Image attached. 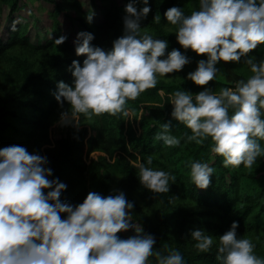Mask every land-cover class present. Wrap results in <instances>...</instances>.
<instances>
[{"label":"clouds","instance_id":"1","mask_svg":"<svg viewBox=\"0 0 264 264\" xmlns=\"http://www.w3.org/2000/svg\"><path fill=\"white\" fill-rule=\"evenodd\" d=\"M138 4L143 6L138 8ZM150 11L149 0H129L124 34L108 50L91 43L92 33L77 34L76 53L86 58L83 66L73 60L71 85L63 80L57 84V101L70 105L61 112V126H78L81 116L126 114L129 100L191 62L177 48L166 54L167 39L142 31L141 21ZM164 16L175 26L176 38L185 50L207 54L187 74L195 84L208 85L216 79L220 61L243 59L250 66L252 75L236 81L234 88L223 87L218 92L204 88L196 94L177 89L169 100L172 117L191 130L184 134L185 142L201 144L211 138V152L223 157L225 167L251 168L264 156V57L250 55L264 44V0H199V9L190 15L172 6ZM154 20L160 21L161 16L156 14ZM65 39L60 36L55 43ZM161 127L156 140L169 147L181 144L170 131V122ZM48 164L47 156L30 153L25 146L0 148V264H151L150 257L156 258V264H185L179 249L168 248L167 254L154 249V235L144 233L143 228L136 227V234L128 238L118 235L133 227L130 210L134 203L122 191L108 196L91 191L82 203L62 202L67 184L49 178L53 169ZM151 164V155L146 164H138L140 183L156 194L169 192L176 176ZM190 165L193 184L207 188L214 168L200 160ZM238 226L233 221L219 236V264H264L253 242L238 237ZM191 239L201 252L214 244V235L201 229L193 230Z\"/></svg>","mask_w":264,"mask_h":264},{"label":"rangeland","instance_id":"2","mask_svg":"<svg viewBox=\"0 0 264 264\" xmlns=\"http://www.w3.org/2000/svg\"><path fill=\"white\" fill-rule=\"evenodd\" d=\"M14 1L0 0V91L3 92L7 89V93H9L4 97L2 103V120L5 123L6 131L21 128L25 119L34 117L38 110L44 107L46 102L44 95L48 92L46 84L38 83L35 93L29 98L27 104L12 99L11 95L17 92L14 87H19L17 84L13 85V80L10 79L15 67L34 74L54 62L58 57L63 61L77 60L75 43L77 34L81 31L88 32L85 30L84 22L88 27L94 28L96 23H106L110 18L111 21L107 28L110 33H113L114 40L117 39L119 35L124 34L125 5L129 2V0H17L18 5H12ZM142 6V4L137 5L138 8ZM13 7H15L14 10ZM151 12L147 19L141 21L142 31H147L156 36L158 30L155 25L158 24L167 33L176 36L175 26L168 24L162 12L159 14L161 16L160 21H155L156 15L154 16ZM89 15H92L91 22L88 20ZM60 36H65L66 39L57 45L55 41ZM14 40L15 42H13ZM10 42H13L12 46L9 45ZM82 55L86 57V54ZM197 66L198 61L190 62L182 70L160 77L158 83L179 84L186 80L187 74L194 71ZM217 68L219 73L216 79L229 83L230 87L234 88L235 82L240 79H247L238 73L230 62L220 61ZM52 71L61 73L55 68ZM45 78L49 82L53 81V78L48 74L45 75ZM169 97L170 95H166L162 91L154 99L140 94L135 100L127 102L126 114L112 116L105 113L101 116H94L92 119L81 116V122L78 126H61L59 123L61 112L70 107L66 101L63 106L57 107L47 118L45 122L47 138L33 141L32 145L26 149L30 153H39L58 139L70 141L78 136H83L86 147L81 162L86 167L84 177L89 192L109 190V195L111 193L116 195L122 191L126 199L134 203V210L137 211L138 215L161 230L160 216L164 210L159 209L158 204L155 205L150 202L147 196L142 195V191L126 174V168H129L138 175V164H146L147 161L142 159L144 155L140 148L135 149L137 157L126 152L120 137H124L123 141L128 150H132L130 146L143 133V122L152 124L155 121L154 116L157 110L167 109V107H169L168 109L173 108ZM62 150L63 145L58 148V152L60 153ZM146 154L154 158L152 164L149 165L150 167L164 169L175 175L173 163L164 159L161 153L148 151ZM254 169L253 167L252 171ZM226 176L228 177V172ZM187 181H191L190 177L185 176L181 186L176 181H170V190L166 192L167 196L170 197L169 215L172 228L177 229L181 221L185 222L184 240L189 253L199 251L194 247L195 241L191 239V232L196 229L214 235V244L206 252H217L219 236L229 230L231 226H228L224 219L220 220L222 212L217 210L215 206L209 204L210 202L202 203L203 201L199 200V197L212 185L207 188L196 187L194 192H188L192 181L190 183ZM242 184L246 187L243 193L247 197L254 191V184L246 182ZM104 185H108V188L105 189ZM216 185L217 189L222 188L221 182L218 180ZM251 199L249 202L254 200V198ZM243 201L248 200L244 199ZM131 221L133 223L132 228L118 233L121 238L135 235L136 227L143 228L133 213ZM144 233L149 234L145 231ZM237 235L250 239L255 245L254 252L256 255L264 258V246H262L264 229L258 228L248 231L239 228ZM172 236L173 233L171 232L170 237ZM155 239L156 244L153 247L160 249L161 242L159 238ZM170 239L167 241L171 246ZM153 258H149L151 264L155 263Z\"/></svg>","mask_w":264,"mask_h":264},{"label":"trees","instance_id":"3","mask_svg":"<svg viewBox=\"0 0 264 264\" xmlns=\"http://www.w3.org/2000/svg\"><path fill=\"white\" fill-rule=\"evenodd\" d=\"M17 4L15 0L12 5ZM149 4L151 6V13L155 16L157 14L164 15L165 11L172 6L182 7L186 15H190L193 10L199 9V0H150ZM18 5V4H17ZM16 5V7H17ZM15 7H13V10ZM156 10V12H155ZM123 16V15H122ZM109 21L106 23L100 22L96 23L94 28L88 27L84 22L85 30L94 35V39L91 43L94 46H100L105 50L110 49L113 46L114 35L109 32L107 28ZM156 29L158 30L155 38L167 39L168 48L167 52H170L173 48L179 49L184 52L191 60V62L199 61L200 59H206L207 54H197L191 49L185 50L182 45L179 44L176 36L167 33L162 29L161 25L156 24ZM123 34L119 35L122 36ZM152 35V34H151ZM118 37V38H119ZM15 42V40L13 41ZM10 42L9 45H13ZM75 52V51H74ZM255 58L259 59L264 57V44L258 45V47L252 50ZM77 61L83 66V60L85 56L77 55ZM72 60L63 61L61 58H57L54 62H51L48 66L41 68L34 74L27 73V71H22L21 68L15 67V70L10 79L13 80V85L17 84L19 87H14L16 93L11 95L12 99L19 100L24 104L29 102V98L35 93V89L38 83L46 84L48 88L47 94H45V105L42 109H39L37 114L31 119H25L24 124L21 128H16L12 131L5 130V123L2 120V110H3V100L9 93L8 90L0 91V148L8 145H22L28 148L32 145L33 141L40 139H46L48 134L46 133V120L55 111L57 107L61 104L57 101L54 93L58 90L57 84L59 81L63 80L68 84H72L75 77L72 75ZM235 70L238 71L242 76L249 77L252 75L250 66L243 62L229 61ZM60 71L61 73L53 72L52 69ZM48 74L53 78L52 82L47 81L45 75ZM45 78V79H44ZM223 87H230L229 83L214 79L209 81L208 85H197L191 79H186L181 83H157L154 88H149L142 92L141 94L145 97L154 99L159 96V92H164L166 95H171L177 89H182L196 94L204 88H211L213 91L218 92ZM7 93V94H6ZM4 94V95H3ZM66 102V101H65ZM159 109L156 111L154 116L155 121L150 124L146 121L143 122L144 130L142 135L136 139L129 149L124 143V137H120L123 148L126 152H130L131 156L137 157V148L141 149L143 153L142 159L146 162L149 152L161 153L164 159L173 163L176 183L181 186L183 178L190 177V162L195 160H200L202 162H207L211 167L214 168V173L211 177L210 189L206 190L200 197L199 200L202 203H208L215 206L217 210L222 212L220 215V220L224 219L228 226H231L233 221H238V229H246L248 231L256 230L258 228L264 229V156L258 157L254 167L245 168L243 165L240 167H225L223 165V157L211 152V144L213 143L211 138H208L204 143L197 144L196 142H185V133L191 132L184 124L172 117V109ZM170 122V131L181 139V144L175 147H169L163 144V141L155 139L156 133L162 131L163 123ZM264 145V141H261ZM121 144V143H120ZM63 145V150L59 153L58 148ZM122 146V145H121ZM85 143L84 137L78 136L75 139H58L52 145L47 147L44 151H40L39 154L47 156L49 160L48 166L53 169V174L50 179L59 178L60 181L67 184V188L61 194V201L68 202L73 205L82 203L89 193L88 186L85 180V165L81 162L83 155L85 154ZM213 157L214 160H213ZM213 160V161H212ZM154 161V158H152ZM228 172V177L226 176ZM126 174L134 182V184L142 191V195L149 198L150 202L155 205H159V209H163L164 212L160 216V226L161 230L157 229L150 221L138 215L137 211L131 209L130 211L135 215V219L139 221L145 232L154 235L155 238H159L160 249L167 254L168 248L179 249L185 260V264H219L216 259L217 252H195L189 253L187 244L184 240V225L185 222L181 221L178 228H172L170 223V197L166 193L156 194L151 190L144 187L139 180L138 175L131 169L126 168ZM74 177V179H72ZM214 177V178H213ZM104 179V178H103ZM217 180L221 182L222 188L217 189ZM190 183L191 181H187ZM243 182L254 184V191L247 197L244 195V189H246ZM191 187L188 192H194L196 190V185L190 183ZM105 189L108 185H104ZM104 189V190H105ZM47 190H45L46 192ZM96 192V191H95ZM98 192V191H97ZM104 196L109 195L110 191L98 192ZM187 195H189L186 192ZM110 195H115L111 193ZM211 197V199H210ZM253 201L249 202V200ZM247 199L248 201H243ZM183 206V204H180ZM180 212V211H179ZM66 214H62L64 216ZM173 236L170 237V233ZM171 238V239H170ZM168 239L171 241V246L168 243ZM264 246V243L262 244ZM156 264V258H153Z\"/></svg>","mask_w":264,"mask_h":264}]
</instances>
